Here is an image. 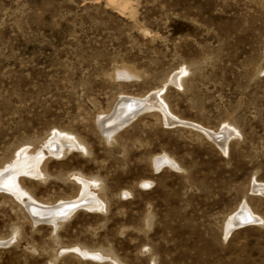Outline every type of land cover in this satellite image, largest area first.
Segmentation results:
<instances>
[{"label":"rangeland","instance_id":"1","mask_svg":"<svg viewBox=\"0 0 264 264\" xmlns=\"http://www.w3.org/2000/svg\"><path fill=\"white\" fill-rule=\"evenodd\" d=\"M128 1L0 0V172L75 139L22 187L102 201L35 224L0 192V264H264V0Z\"/></svg>","mask_w":264,"mask_h":264},{"label":"bare ground","instance_id":"2","mask_svg":"<svg viewBox=\"0 0 264 264\" xmlns=\"http://www.w3.org/2000/svg\"><path fill=\"white\" fill-rule=\"evenodd\" d=\"M108 1L109 3L114 5L119 3L120 8L122 7L123 9H121L123 11L124 9L127 10L130 5V2L128 0ZM154 100H156V97L149 102L153 104ZM148 105L146 104L145 106H141L140 104L132 102L131 100L123 99L116 106L112 117L101 123L104 134L108 137L118 132L121 128L129 124L130 121L142 114L145 109L149 108L147 107ZM74 142L76 143L75 139L72 140L71 138L54 137V139L50 141V143L45 148L47 151L46 154L44 153V150L40 153V155H33L28 159H21V161H19L18 163H13L0 172V192L3 194H12L13 196H15L20 200V202L28 210V212L30 211V213L31 209H36V214L34 216L35 224L53 223L54 225H56L60 223V221L67 219L77 209L85 208L93 210L102 208V201L100 200V197L93 191L89 183L82 184L83 191L80 193V196L78 198L61 201L58 204H50L49 207H37L40 204L28 191H26L22 187L20 179L22 177L23 169L30 171V175L32 176H41L42 174H44V170L46 167L44 160L46 161L45 158L47 157V154L56 155L57 151L60 152L59 154H64L67 150V147L74 145ZM257 188L259 191L264 193V185H258ZM256 220L257 217L253 213V211H249L247 207H244L234 217L233 222H231L230 228L228 229L227 227V233L230 234L232 231H234L233 229L235 227L238 228L240 224L244 225L242 227H239V229L250 226ZM230 221H232V218ZM1 244L2 243H0V245Z\"/></svg>","mask_w":264,"mask_h":264},{"label":"water","instance_id":"3","mask_svg":"<svg viewBox=\"0 0 264 264\" xmlns=\"http://www.w3.org/2000/svg\"><path fill=\"white\" fill-rule=\"evenodd\" d=\"M160 166H158V168H156L157 169V171H161L162 170V168H164V167H161V169L159 168ZM148 186H144V188H147ZM244 224H240L239 225V227H242ZM239 227L237 228V227H235L233 230H237V229H239Z\"/></svg>","mask_w":264,"mask_h":264}]
</instances>
